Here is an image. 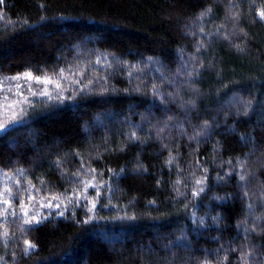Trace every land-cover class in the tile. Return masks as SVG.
<instances>
[{"label": "trees", "instance_id": "16d2710c", "mask_svg": "<svg viewBox=\"0 0 264 264\" xmlns=\"http://www.w3.org/2000/svg\"><path fill=\"white\" fill-rule=\"evenodd\" d=\"M259 10L264 0H5L0 79L51 77L64 99L37 95L0 131V188L34 185L35 207L74 189L86 199L30 229L9 216L0 264H264ZM81 163L101 195L77 182Z\"/></svg>", "mask_w": 264, "mask_h": 264}, {"label": "snow or ice", "instance_id": "6c2138e0", "mask_svg": "<svg viewBox=\"0 0 264 264\" xmlns=\"http://www.w3.org/2000/svg\"><path fill=\"white\" fill-rule=\"evenodd\" d=\"M4 2H5V0H0V5H3ZM232 6L235 7V4L233 3ZM207 11H210V9ZM207 11L204 13H201V16L206 15ZM256 15L260 21H264V10L257 11ZM233 18L234 19L238 18V14H236ZM3 19H4L3 15L0 14V20H3ZM201 32H203V29H201ZM199 47L200 46L197 47V52H199ZM183 70L187 74L189 79L194 78V75L196 74L195 71L188 72L187 66H183ZM60 76L61 77L63 76V70H61ZM9 79H11V80L25 79L29 83H37V84L42 83L44 85H49V84L53 83V80L51 77L34 76L31 71L25 72L23 74H19L17 76L11 77ZM77 83H79V81ZM93 83H94V81H92V80L89 81V84H93ZM55 88L57 89V92H59V90L61 88V83L58 81L55 82ZM16 89H17V91H16L15 95L18 97V99L16 101H13L12 103L0 104V109H2L4 112L12 111V116L10 118V121L0 123V130L5 129L11 121H15L17 119V113L14 111V108L17 104H24V103L31 104V101L27 100V98L24 97V93L21 90L20 84L16 85ZM29 91H32V90L29 89ZM158 91H159V89L157 88V86L153 85V87H152L153 95H155ZM81 92H83V89H81ZM32 95H34V96L35 95L45 96V97H48L50 100H55L57 98H59L60 100L64 99L63 96H53L47 89H45L44 91H41V92L32 91ZM67 98L72 99L71 96H69ZM163 98L164 97H162V99ZM8 99H9V97H7V96L4 97V101H7ZM169 119H171V117H169ZM128 139L131 141H136L138 139V137H137L136 133L133 132L129 135ZM173 161H174V158H170L168 160V164L172 165ZM197 163L199 165V162H197ZM229 163L231 164V161H229ZM240 167H241V169L244 168V164L242 162L240 163ZM19 171H20V175L23 176V174H24L23 170H19ZM109 171H111V170H109ZM121 171H124V170L122 169ZM81 172H83L85 175L91 174L95 178V176L97 175L96 170L91 169V172H89L87 169H85L84 164L81 163L80 168L78 169L75 176H76L77 182L83 184V186H84L83 191L84 192H86L89 188H94L97 191V196L101 195L99 188L95 183L90 182V181L79 180V176H80ZM235 174H236V170H235V167H233L224 176L218 175L217 180L218 181L225 180L226 178L231 177L232 175H235ZM5 175H7V174H5ZM207 179H208V175H207V170L205 169L204 177L202 179L195 180V186L197 188V191H194L192 193L194 197L199 196L201 192L205 191ZM239 180H240V182H242V184L246 180V177L242 171L239 174ZM41 183H43V181ZM158 183H159V181H158ZM16 184H17V191L16 192H14L13 189L11 187H9L7 184H4V186L2 188H0V224L5 225V230L2 233V235L5 239L8 238V235H9L8 231L6 229V220H7V217H9V216L16 217L17 219H21L22 225H27L30 229L31 226H33V225H38V224L43 223V221L48 219V216H50V215L55 214V215H59V216L63 217L65 213L58 211V209L61 207L62 204L64 205L65 208H67L73 204L79 205L80 201H83L86 199V197L83 194H78L75 189L73 190V193L71 195H68L67 197H64V198H61L63 196V194H61L60 196L54 195L50 199L47 200V203L41 202L39 205L40 208H52V209L56 210L54 212L48 213V215L46 216L42 212H40L39 209L35 208V205L37 203L36 198L29 191V188L32 190H36L35 186L31 185L29 183L28 188L20 189V181L19 180L16 181ZM176 184L177 185L181 184V181L177 180ZM185 186H186V184H185ZM177 191H179L178 188H177ZM20 192H28V195L19 200V208L17 210L13 206V199L16 198ZM247 196H248V193L245 191L244 197H247ZM58 199L60 200V203H56V201ZM25 200H27V203H25ZM92 207L93 208L96 207V204L92 203ZM247 207L249 208V210L251 209L250 204L247 205ZM89 210H91V209H89ZM238 227H239V225H238ZM25 230H27V229H24L22 227V231H25ZM24 246H25L24 247L25 253H27L30 249H33L36 247L35 244H33L30 240H27V239L24 240ZM244 258L245 259L247 258V254H245ZM0 260H3V257H0Z\"/></svg>", "mask_w": 264, "mask_h": 264}, {"label": "rangeland", "instance_id": "374dc122", "mask_svg": "<svg viewBox=\"0 0 264 264\" xmlns=\"http://www.w3.org/2000/svg\"><path fill=\"white\" fill-rule=\"evenodd\" d=\"M14 76H17V75H14ZM14 76H9V77L6 76V78L0 79V104L12 103L13 101H16L18 99V97L15 95V93L17 91V89H16L17 84L21 85V90L23 91L24 97H26L27 100H31V98L37 96V95H35V96L32 95V91L41 92V91H44L45 89H47V87H46L47 85H44L42 83H40V84L29 83L25 79H21V80L9 79V78L14 77ZM29 89H31L32 91H29ZM5 96L9 97V99L7 101H4ZM24 104H26V103H24ZM24 104H17L15 106L14 111L17 113V118H18V114L20 112V109L22 108V106ZM11 116H12V111L4 112L2 109H0V123L10 121ZM16 121H17V119L15 121H11L8 124V126L10 124L15 123ZM2 130H4V129H2ZM2 130H0V131H2ZM35 208L39 209V211L41 212V208L39 206H36Z\"/></svg>", "mask_w": 264, "mask_h": 264}]
</instances>
